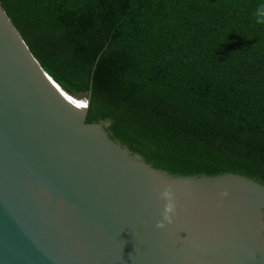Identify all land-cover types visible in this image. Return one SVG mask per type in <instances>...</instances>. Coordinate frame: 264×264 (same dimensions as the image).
Listing matches in <instances>:
<instances>
[{
    "label": "water",
    "instance_id": "95a60500",
    "mask_svg": "<svg viewBox=\"0 0 264 264\" xmlns=\"http://www.w3.org/2000/svg\"><path fill=\"white\" fill-rule=\"evenodd\" d=\"M90 98L44 70L0 1V264H264L263 183L157 169L87 121Z\"/></svg>",
    "mask_w": 264,
    "mask_h": 264
},
{
    "label": "trees",
    "instance_id": "16d2710c",
    "mask_svg": "<svg viewBox=\"0 0 264 264\" xmlns=\"http://www.w3.org/2000/svg\"><path fill=\"white\" fill-rule=\"evenodd\" d=\"M87 121L173 175L264 184V0H0Z\"/></svg>",
    "mask_w": 264,
    "mask_h": 264
},
{
    "label": "clouds",
    "instance_id": "9594fccd",
    "mask_svg": "<svg viewBox=\"0 0 264 264\" xmlns=\"http://www.w3.org/2000/svg\"><path fill=\"white\" fill-rule=\"evenodd\" d=\"M162 199L165 200V205H164V212H163V219L168 220L170 219V214L174 212L175 210V203L173 200V194L171 193L170 190H165L162 194ZM158 227H161L162 224L157 225Z\"/></svg>",
    "mask_w": 264,
    "mask_h": 264
},
{
    "label": "bare ground",
    "instance_id": "6f19581e",
    "mask_svg": "<svg viewBox=\"0 0 264 264\" xmlns=\"http://www.w3.org/2000/svg\"><path fill=\"white\" fill-rule=\"evenodd\" d=\"M57 88H58V90H59V92H60L61 95H63L65 98H67L69 100H72V98H70L69 96H67V94L65 92H62V90L60 89V87H57ZM74 99L77 101L76 104H78V106L83 107V108L84 107H87V101L86 100H84V99H77V98H74Z\"/></svg>",
    "mask_w": 264,
    "mask_h": 264
},
{
    "label": "rangeland",
    "instance_id": "374dc122",
    "mask_svg": "<svg viewBox=\"0 0 264 264\" xmlns=\"http://www.w3.org/2000/svg\"><path fill=\"white\" fill-rule=\"evenodd\" d=\"M79 97H81V96H79Z\"/></svg>",
    "mask_w": 264,
    "mask_h": 264
}]
</instances>
